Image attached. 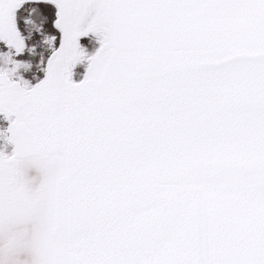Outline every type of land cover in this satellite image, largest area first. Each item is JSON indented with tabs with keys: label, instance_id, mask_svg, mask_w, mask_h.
Instances as JSON below:
<instances>
[{
	"label": "snow or ice",
	"instance_id": "1",
	"mask_svg": "<svg viewBox=\"0 0 264 264\" xmlns=\"http://www.w3.org/2000/svg\"><path fill=\"white\" fill-rule=\"evenodd\" d=\"M0 116V264H264V0H0Z\"/></svg>",
	"mask_w": 264,
	"mask_h": 264
},
{
	"label": "rangeland",
	"instance_id": "2",
	"mask_svg": "<svg viewBox=\"0 0 264 264\" xmlns=\"http://www.w3.org/2000/svg\"><path fill=\"white\" fill-rule=\"evenodd\" d=\"M91 36V35H90ZM83 39V38H82ZM35 48H33L32 53L29 56V67L26 70H22V73L25 74L26 71L31 70L33 73L37 72L39 69V58L46 54L48 50V45L41 39L35 41ZM86 64L77 65L75 68L76 75L74 77L79 78L83 77L85 73ZM82 70L84 71L82 73ZM8 122L0 116V128H6ZM13 145L5 143L4 140L0 139V151H5L11 153ZM40 177H36L35 180H38Z\"/></svg>",
	"mask_w": 264,
	"mask_h": 264
},
{
	"label": "trees",
	"instance_id": "3",
	"mask_svg": "<svg viewBox=\"0 0 264 264\" xmlns=\"http://www.w3.org/2000/svg\"><path fill=\"white\" fill-rule=\"evenodd\" d=\"M33 16H37V13H34ZM82 43H85L88 46V51L90 53L93 52L95 50V48L99 47L98 42L95 40V38L93 36H89V37L83 38L82 39ZM83 72L84 71L82 70V73ZM27 73H33V72L31 70H28V71L25 72V74H27ZM40 75L42 76L43 74L40 73ZM82 78H83L82 76L79 77V78L74 77V79L77 80V81L82 79Z\"/></svg>",
	"mask_w": 264,
	"mask_h": 264
},
{
	"label": "clouds",
	"instance_id": "4",
	"mask_svg": "<svg viewBox=\"0 0 264 264\" xmlns=\"http://www.w3.org/2000/svg\"><path fill=\"white\" fill-rule=\"evenodd\" d=\"M23 170H24L26 178H28L30 180H35L36 177H40L41 176V174L38 171H36L27 162H25V164L23 165ZM35 187H39V185H35Z\"/></svg>",
	"mask_w": 264,
	"mask_h": 264
},
{
	"label": "crops",
	"instance_id": "5",
	"mask_svg": "<svg viewBox=\"0 0 264 264\" xmlns=\"http://www.w3.org/2000/svg\"><path fill=\"white\" fill-rule=\"evenodd\" d=\"M85 38V37H84Z\"/></svg>",
	"mask_w": 264,
	"mask_h": 264
}]
</instances>
